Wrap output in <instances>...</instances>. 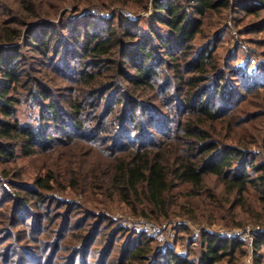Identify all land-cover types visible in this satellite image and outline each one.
Returning <instances> with one entry per match:
<instances>
[{"label":"trees","instance_id":"16d2710c","mask_svg":"<svg viewBox=\"0 0 264 264\" xmlns=\"http://www.w3.org/2000/svg\"><path fill=\"white\" fill-rule=\"evenodd\" d=\"M16 1L0 0V264H239L249 250L263 264L264 0L145 1L144 25L81 13L120 0ZM230 14L253 36L255 71L223 59ZM75 150L79 169L65 156ZM52 154L64 167L31 182L8 167ZM184 187L228 225L262 230L249 243L205 232L181 255L90 206L100 194L162 223Z\"/></svg>","mask_w":264,"mask_h":264},{"label":"rangeland","instance_id":"374dc122","mask_svg":"<svg viewBox=\"0 0 264 264\" xmlns=\"http://www.w3.org/2000/svg\"><path fill=\"white\" fill-rule=\"evenodd\" d=\"M15 2H18L14 0ZM116 1V0H115ZM131 2L127 5V0H120V3L114 4L111 10L100 9L99 7L92 8H83L81 13L85 14H97L108 16L110 13H119L121 11L131 13L134 18L142 19V25H144L147 17L151 16V10L146 11L143 9L145 1L151 6L153 0H130ZM15 13H19L20 9L15 4L10 3ZM71 12V6H65L61 9L60 15L63 12ZM244 17V16H242ZM264 17V15H263ZM132 18V19H134ZM236 15H229L227 17V22L223 23L221 26L222 29H226V25L229 26V30L226 29L225 39L227 40L226 47L222 50L223 59L228 61L233 67H243L250 71H255L257 64L261 61L258 53L252 44V37L248 34L241 35L238 32L237 23L234 21ZM5 16L0 13V24L4 21ZM244 19V18H243ZM256 18H249L243 20L242 29L246 28L248 25ZM213 24V22H211ZM210 23L212 31L217 29L212 26ZM216 23V22H215ZM226 24V25H225ZM231 24V27H230ZM214 25V24H213ZM218 26V25H217ZM213 32V33H214ZM254 39H264V35H254ZM204 38H201L198 42L199 45L204 44ZM20 119L23 122H26L28 119L27 109H22V112L19 114ZM76 153L71 152L65 154V156L70 160L68 167L72 169H79V161L83 160V156H79L78 151ZM79 156V157H78ZM96 157V156H95ZM62 161V162H61ZM64 159H61L57 154L52 155H42L37 158H25L21 157L16 162L8 164V167L13 170L21 171L24 175V178L31 182L38 175H46L49 169H55L61 163L64 167ZM66 162V161H65ZM189 187H184L180 189L177 193L178 198L175 202L174 207L172 208L171 217L168 220H165L162 223L151 222L146 219L144 216H136L129 210L125 205H119L117 202H109L106 199V196L98 194L94 199L92 198L90 205L93 208H105L110 209L112 215L118 221L120 225L127 227L131 230H134L138 233L146 231L149 235L153 236L157 242V246L161 249L171 246L181 255H187L193 253L200 247V235L202 233H212L223 237L240 239L243 242H250V236L252 233H255L257 230L261 231L262 228L259 225L248 223L242 227H237L234 223H226L222 218L221 211L214 204V200L211 199L207 194L198 199H193L188 196ZM75 194L73 196H76ZM208 196V198H206ZM248 202L253 203L255 208L261 209L260 205L257 203V194L251 192L248 194ZM214 205H213V204ZM193 211L196 215L197 220L189 219L186 216L187 212ZM238 221L243 218L242 213L244 209L241 206H238L237 209ZM211 213L214 215L215 222L209 224L205 222L206 219L210 218ZM229 221V220H228ZM230 222V221H229ZM256 231H255V230ZM255 231V232H251ZM248 249H250L248 247ZM263 255V264H264V251ZM226 264V263H224ZM239 264H255L252 253L249 250V254L243 258Z\"/></svg>","mask_w":264,"mask_h":264},{"label":"built area","instance_id":"2783aa9c","mask_svg":"<svg viewBox=\"0 0 264 264\" xmlns=\"http://www.w3.org/2000/svg\"><path fill=\"white\" fill-rule=\"evenodd\" d=\"M125 15H126L128 18H130V19L134 18V16H133L131 13H129V12L125 13ZM230 27H231V24H230ZM231 28H232V27H231ZM254 230H255V229H254ZM255 231H256V230H255ZM255 231H251V232H255ZM256 232H259V231L257 230Z\"/></svg>","mask_w":264,"mask_h":264}]
</instances>
